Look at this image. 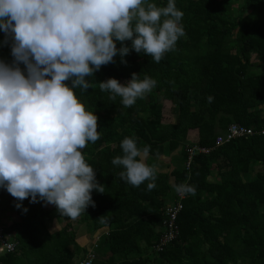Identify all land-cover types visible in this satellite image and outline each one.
<instances>
[{
    "label": "trees",
    "instance_id": "obj_1",
    "mask_svg": "<svg viewBox=\"0 0 264 264\" xmlns=\"http://www.w3.org/2000/svg\"><path fill=\"white\" fill-rule=\"evenodd\" d=\"M147 3L164 7L168 0ZM174 3L183 12L185 35L159 63L124 41L130 48L126 63L117 54L86 78L91 88L74 89L85 110L98 117L101 134L80 151L105 192L93 189L95 207L89 205L77 218L87 235L99 232L96 250L76 242L72 219L60 215L55 205L45 208L44 201L31 203L30 197L18 201L0 187V242L15 245L0 254V264H80L91 257V264H264V0ZM11 45V36L0 30V61L13 62ZM132 73L157 81L133 106L125 108L121 97L110 100V93L99 88L108 78L126 84ZM162 99L174 104L173 124L163 122ZM232 124L253 134L226 140ZM189 130L197 131L196 141L189 140ZM125 137H136L140 148L150 146L151 160L180 148L178 166L156 173L151 191L149 181L138 187L124 182L119 176L123 168L112 159L123 155ZM218 137L221 144H216ZM193 146L208 152L196 154L186 168L187 149ZM180 184L194 187L195 193H184L178 237L155 252L164 230L163 209L178 200ZM3 218L9 226L1 224ZM53 220L62 224L59 230H50Z\"/></svg>",
    "mask_w": 264,
    "mask_h": 264
},
{
    "label": "clouds",
    "instance_id": "obj_2",
    "mask_svg": "<svg viewBox=\"0 0 264 264\" xmlns=\"http://www.w3.org/2000/svg\"><path fill=\"white\" fill-rule=\"evenodd\" d=\"M144 5L145 0H0V30L11 36L14 58L11 64L0 61V187L18 201L39 198L75 220L89 205L95 207L93 189L105 192L80 151L100 139L98 117L85 110L74 89L91 88L86 78L117 54L126 63L130 48L124 41L157 63L174 50L185 35L183 12L174 0L164 7ZM98 84L127 108L157 81L132 73L126 84L115 78ZM120 147L123 155L112 159L123 168L120 179L136 187L149 181L148 190L154 189L156 172L146 163L150 146L140 148L136 137H125ZM175 190L195 193L186 184ZM99 218L103 223L104 216ZM158 242L155 252L166 247L157 250Z\"/></svg>",
    "mask_w": 264,
    "mask_h": 264
},
{
    "label": "built area",
    "instance_id": "obj_3",
    "mask_svg": "<svg viewBox=\"0 0 264 264\" xmlns=\"http://www.w3.org/2000/svg\"><path fill=\"white\" fill-rule=\"evenodd\" d=\"M227 137L226 140L235 138V137H243L252 135L253 131L249 128L239 126L237 124H232L229 126L227 130ZM223 142V139L221 137H218L216 140V144H221ZM208 149L199 147V146H193L187 149V162H186V168H189L190 163L193 159V157L198 153H207ZM184 199V193H178V200H176L174 203H171L167 205L163 209V214L165 216V219L163 221L164 230L159 238L158 245L156 246L157 250H161L167 243L171 242L172 240H175L179 235V229L176 224L177 217L179 212L182 210V200ZM14 244L11 242H8L7 240L3 239L0 242V254L2 253H10L14 250ZM92 263V257L88 258L84 262L80 264H91Z\"/></svg>",
    "mask_w": 264,
    "mask_h": 264
},
{
    "label": "crops",
    "instance_id": "obj_4",
    "mask_svg": "<svg viewBox=\"0 0 264 264\" xmlns=\"http://www.w3.org/2000/svg\"><path fill=\"white\" fill-rule=\"evenodd\" d=\"M160 101H161L162 106H163V110H162L163 122L165 124L175 123L177 120V117H176L177 115H176L174 104L171 101L164 100V99H162ZM164 101L168 102L169 107L165 108V106L163 105ZM188 138H189V140L196 141L198 139L197 131L196 130H189L188 131ZM179 151H180V148L174 150L171 153L159 154L158 157H156L152 160L148 156L146 163L148 165L151 164V166L154 167L156 173H160V174L170 173L171 171H173L178 166V159H176V157H178L177 154ZM169 185L171 187H173V185H174V177H172V176L169 177ZM166 198H168L167 202L169 203L170 197L166 196ZM98 237H97V239H98Z\"/></svg>",
    "mask_w": 264,
    "mask_h": 264
},
{
    "label": "rangeland",
    "instance_id": "obj_5",
    "mask_svg": "<svg viewBox=\"0 0 264 264\" xmlns=\"http://www.w3.org/2000/svg\"><path fill=\"white\" fill-rule=\"evenodd\" d=\"M251 60H254V57L253 56H251ZM122 82H124V81H122ZM160 97H161V95H159V98ZM163 105L165 106V108L169 107L167 101H164L163 102ZM43 205H44L45 208H51L52 207V205L47 204L46 202H43ZM59 214H60V212H59ZM12 217H13V220L18 221V218L15 215H12ZM70 222H71L72 228H73V230H74V232L76 234V242L79 245H83L86 248H88L89 251H92L93 249L96 250L95 243L97 241V237L99 236V232L97 231V232L93 233L91 236H89L85 232V225L84 224L79 223L77 221V219L71 220ZM10 223L11 222L10 221H7L6 218H3L1 220V224H3V225L5 224V225L9 226ZM48 226H49L50 230H54V229L59 230L61 228L62 224L61 223H56L53 220V222L48 223Z\"/></svg>",
    "mask_w": 264,
    "mask_h": 264
}]
</instances>
